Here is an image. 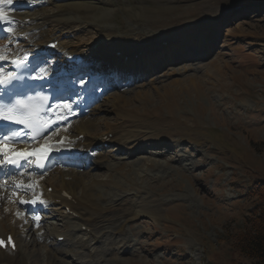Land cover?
<instances>
[{
    "label": "rangeland",
    "instance_id": "rangeland-1",
    "mask_svg": "<svg viewBox=\"0 0 264 264\" xmlns=\"http://www.w3.org/2000/svg\"><path fill=\"white\" fill-rule=\"evenodd\" d=\"M113 3L117 44L130 48L132 41L150 37L142 45L153 51L162 46L159 33L167 40L178 37L170 46L182 49L177 60L162 59L130 86L112 88L83 116L98 126L119 123L120 133L129 131L138 144L132 152L105 148L109 164L77 169L82 182L102 193L96 198L102 199L100 209L117 208L120 194L145 213L116 225L103 222L96 231L76 227L70 239L59 241L56 236L71 227L49 206L40 213L45 220L37 226L35 247L29 232L24 238L32 250L28 264H46V251L53 248L71 252L56 253L52 264H231L239 259L234 236L256 202L248 191L264 181V0ZM200 31L208 35L198 43L187 39ZM162 50L167 54L169 48ZM139 106L155 115L123 123L124 113ZM55 169L44 174L46 180ZM111 214L106 218L114 219Z\"/></svg>",
    "mask_w": 264,
    "mask_h": 264
},
{
    "label": "bare ground",
    "instance_id": "bare-ground-1",
    "mask_svg": "<svg viewBox=\"0 0 264 264\" xmlns=\"http://www.w3.org/2000/svg\"><path fill=\"white\" fill-rule=\"evenodd\" d=\"M114 10L113 0H13L12 4L4 5V11L8 16V20H5L7 21V25L4 28L12 30L8 31L6 39L0 40V56L4 57L0 59V78L3 76V70L8 68L9 61L15 56L22 55L24 51L32 53L40 63L37 73L38 71L41 72V69L43 71L39 75H49L53 78V81L59 83H61L62 78L58 77V73L61 71L69 73V70H72V64L67 63L65 60L67 55L71 53L82 54L83 64L88 65V69H83L84 76L82 79L87 80L94 78L98 67L103 68L105 72L111 73L117 70L119 72L124 71L125 69L123 68H127L126 70L133 71L136 69V72L137 70H143L141 74H147L152 72L162 59H178V56L182 53V49L179 45L170 46L178 40V37H176L177 39L167 40L158 33L156 36L159 39L158 41H161L160 45L162 46L153 51H149L146 46L142 45L150 37L145 41L142 39L138 42L131 40L134 42V45L130 48L117 44L115 36L118 33L111 22ZM204 35H208L207 32L200 31L195 35H191V37H187V39L198 43L205 37ZM179 38L181 39V37ZM52 40H56L58 45L55 49L48 50L44 46ZM165 46L169 48L167 54L162 50ZM149 69L151 70L145 71ZM94 70L95 73H92ZM71 73H74V71ZM78 77L80 76L74 75L72 80H80L81 78ZM140 93L138 96H140ZM143 108L139 106L135 110L137 112L126 111L124 113L126 116L122 118L123 123L131 124L132 120H142V118L147 117V114L155 115L154 110L149 109L148 112H145ZM92 120L78 118L69 124L59 126L38 142L32 144L10 143L11 149L16 150V152H23L24 150H28V147L32 148L37 144L45 145L47 142V145L53 149H58L59 147L69 148L71 153L77 156L83 151H92L93 148L101 146L105 142L112 143L113 146L111 148L128 147L131 149L138 142L137 138L129 134V131L126 135H120V129L118 130L119 127L117 126L119 123L117 125L105 123L102 126H98L96 125L98 122L95 124ZM54 142H58L59 144L53 146L52 143ZM12 150L8 153L15 158ZM106 160V155H101L100 158L95 159L96 163L103 164L107 162ZM67 167H59L60 169L56 170V175L45 180L43 179L45 177L42 178L36 174L37 172L32 168V164L27 161L19 173L17 172L9 178L0 180V236L11 234L16 242L17 250L14 252L9 249H0V264H28L27 260L32 256V252L28 249L25 250L23 244L24 229L22 228V223L24 221L27 222L29 219L32 220L34 216L29 214V212L27 213L26 202L32 206H39L50 204L51 201H57L58 208L62 207L60 215L65 219L63 223H66L67 226L69 225L71 230L83 224V226L89 227L90 231H94L98 225L101 226L103 221H107V223L111 221L112 217L106 218L109 213H112L111 216H115L113 219L115 221L145 213V210H140L137 207L133 199L126 200L121 195H118L120 202L116 203L121 207L116 208L120 212L119 215L111 212L108 207L105 210L100 209L103 206L102 199L97 203L96 198L100 197L102 193L96 195L98 189L95 184L94 186L84 184L80 173ZM22 191L26 192V199L20 195ZM33 200L36 202L32 203ZM21 201L26 202L22 203ZM64 206L75 212L77 217H72V215L68 214ZM106 213L108 214L105 215ZM147 213L151 216L155 215L154 212ZM35 221L37 220L34 219L30 222L33 227ZM71 230L65 232L64 238H70ZM29 231L36 236L31 226ZM84 245L82 244V246ZM93 245L95 244L93 243ZM44 248L46 251V247ZM53 249L46 251V264H52L50 259H53L56 253H67V250Z\"/></svg>",
    "mask_w": 264,
    "mask_h": 264
},
{
    "label": "trees",
    "instance_id": "trees-1",
    "mask_svg": "<svg viewBox=\"0 0 264 264\" xmlns=\"http://www.w3.org/2000/svg\"><path fill=\"white\" fill-rule=\"evenodd\" d=\"M248 192L256 202L234 236L232 245L239 259L235 258L231 264H264V181L255 182Z\"/></svg>",
    "mask_w": 264,
    "mask_h": 264
},
{
    "label": "snow or ice",
    "instance_id": "snow-or-ice-1",
    "mask_svg": "<svg viewBox=\"0 0 264 264\" xmlns=\"http://www.w3.org/2000/svg\"><path fill=\"white\" fill-rule=\"evenodd\" d=\"M13 3V0H0V21H5L8 20V16L6 15L5 11H4V5H10ZM12 29H8V31H11ZM3 56H0V59H3ZM7 81L0 78V83H6ZM43 99H47V97H44ZM16 106L18 107H26V105H24L23 101H17ZM14 106V107H16ZM60 107L63 108H69L68 104H63ZM0 118L3 119H15L14 116L12 115H5L3 113V111H0ZM30 119V117H29ZM20 123H28L29 120H20ZM31 126V125H30ZM47 125H41V127H46ZM39 134V132L37 133ZM7 138H3L0 139V153H4L5 155V160H0V164H4V163H8V164H19L20 159H27L29 155L31 156H36L37 160L36 162L38 163V165L40 167H43V161L45 159H47V156L49 154V152L52 150L50 147H47V142L45 144V146L43 147V149H37V150H33L31 152H29L28 150H24L23 152H16V150H12V152L15 154V158H13L12 155H10L8 152L5 151V140ZM22 203H25L26 201H21ZM36 201L33 200L32 203H35ZM38 219V217L36 218ZM9 241H11V237H9ZM5 242L3 240H0V246H4ZM14 246V245H13Z\"/></svg>",
    "mask_w": 264,
    "mask_h": 264
}]
</instances>
